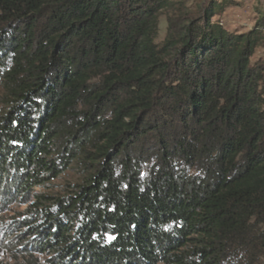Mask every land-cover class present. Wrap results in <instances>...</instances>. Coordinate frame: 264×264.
I'll list each match as a JSON object with an SVG mask.
<instances>
[{
	"label": "trees",
	"instance_id": "1",
	"mask_svg": "<svg viewBox=\"0 0 264 264\" xmlns=\"http://www.w3.org/2000/svg\"><path fill=\"white\" fill-rule=\"evenodd\" d=\"M232 1L0 0L2 249L264 264V11L231 32ZM74 164L75 190L46 192Z\"/></svg>",
	"mask_w": 264,
	"mask_h": 264
},
{
	"label": "rangeland",
	"instance_id": "2",
	"mask_svg": "<svg viewBox=\"0 0 264 264\" xmlns=\"http://www.w3.org/2000/svg\"><path fill=\"white\" fill-rule=\"evenodd\" d=\"M264 11V0H233L232 3L226 7L222 15L216 17L214 20L222 24L228 31H235L245 33L249 31L258 17V13ZM165 21L162 16L159 20V36L157 41H161L165 36ZM264 51L259 49L253 60L262 58ZM81 170L76 164L72 165L59 178L53 180L46 192L53 196H65L71 194L75 190V186L82 179ZM28 204H14L9 207L6 213L2 216L10 218L16 216L19 212L26 209ZM27 258H21L17 254L4 250L0 247V264H27ZM35 264H49L45 257L38 255L33 256Z\"/></svg>",
	"mask_w": 264,
	"mask_h": 264
}]
</instances>
